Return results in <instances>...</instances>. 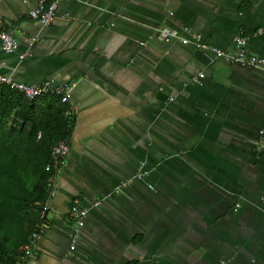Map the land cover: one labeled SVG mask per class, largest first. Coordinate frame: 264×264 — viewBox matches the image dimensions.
<instances>
[{
    "label": "crops",
    "instance_id": "obj_1",
    "mask_svg": "<svg viewBox=\"0 0 264 264\" xmlns=\"http://www.w3.org/2000/svg\"><path fill=\"white\" fill-rule=\"evenodd\" d=\"M36 1L0 0L17 31L0 72L70 86L72 123L26 264H264V71L154 30L227 52L244 35L264 57V0H60L46 25ZM74 201L87 211L68 251Z\"/></svg>",
    "mask_w": 264,
    "mask_h": 264
},
{
    "label": "trees",
    "instance_id": "obj_2",
    "mask_svg": "<svg viewBox=\"0 0 264 264\" xmlns=\"http://www.w3.org/2000/svg\"><path fill=\"white\" fill-rule=\"evenodd\" d=\"M66 106L55 94L27 102L0 85V264H19L21 245L38 226L48 197L50 145L71 128Z\"/></svg>",
    "mask_w": 264,
    "mask_h": 264
},
{
    "label": "built area",
    "instance_id": "obj_3",
    "mask_svg": "<svg viewBox=\"0 0 264 264\" xmlns=\"http://www.w3.org/2000/svg\"><path fill=\"white\" fill-rule=\"evenodd\" d=\"M60 0H37L34 6H32L27 14L28 16L36 20L40 25L48 24L55 13V8ZM155 32L164 40L172 41L178 40L181 43H191L196 47L206 49L210 51L215 57H221L226 61L231 63H236L244 66H248L253 69L264 71V57L253 53H250L246 49V37L244 35H236L233 39L234 49L231 52L223 51L217 48L215 45L210 44L202 40V35L199 32L192 31L189 35H184L176 32L173 29L165 25L154 27ZM16 30L12 27H0V47L5 52H10L17 47ZM22 33V32H19ZM35 35H23V39L26 41L27 45H30L35 40ZM143 43V41H139ZM25 54V52L20 54V57ZM203 76L202 71H198L195 76L191 77V81H197ZM5 85L10 89H13L21 94V96L27 101L31 102L36 97L46 94H55L59 96L60 102H67V95L70 86L66 84H55L51 80L46 79L40 82L26 83L14 79L8 73L0 72V85ZM72 109L70 105H67L64 114L68 116L72 123ZM40 136V131L36 132V137ZM69 150V145L67 137H62L54 140L50 145L49 160L45 163L44 169L51 172L49 178V189L48 195H51L55 191L56 177L60 170L66 164V155ZM146 174L144 170H137L133 173L131 178L143 179ZM129 179L124 180L115 186V191H117L121 186L126 185ZM148 188H152L151 183L146 182ZM100 200L93 201L92 205H98ZM237 203L235 204V206ZM46 204L44 203L39 210L40 221L37 228L33 229L26 242L21 245V252L19 254L20 263L26 264L28 257L31 254L32 246L36 243L38 238L43 234L46 226V221L44 219ZM87 208L80 205L78 202L74 201L70 204L68 214L74 223V228L69 236L68 251L74 248V244L77 237L76 228L83 224V219L86 214Z\"/></svg>",
    "mask_w": 264,
    "mask_h": 264
},
{
    "label": "rangeland",
    "instance_id": "obj_4",
    "mask_svg": "<svg viewBox=\"0 0 264 264\" xmlns=\"http://www.w3.org/2000/svg\"><path fill=\"white\" fill-rule=\"evenodd\" d=\"M15 150H17V148H15Z\"/></svg>",
    "mask_w": 264,
    "mask_h": 264
}]
</instances>
